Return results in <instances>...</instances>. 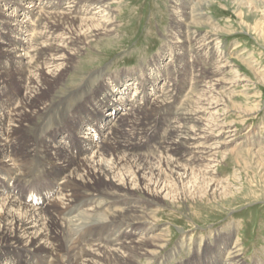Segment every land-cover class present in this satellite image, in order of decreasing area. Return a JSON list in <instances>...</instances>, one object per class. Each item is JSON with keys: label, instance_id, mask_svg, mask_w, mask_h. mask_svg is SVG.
Returning <instances> with one entry per match:
<instances>
[{"label": "bare ground", "instance_id": "1", "mask_svg": "<svg viewBox=\"0 0 264 264\" xmlns=\"http://www.w3.org/2000/svg\"><path fill=\"white\" fill-rule=\"evenodd\" d=\"M212 1H172L170 32L176 42L166 43L161 57L147 67L156 76L145 69L142 74L123 72L118 76L90 72L57 99L53 95L56 84L62 86L65 82L60 81L75 68L73 55L81 54L90 42L116 32L115 0H26L24 6L22 0H0V184L47 185L48 180L39 175L48 176L52 183L40 192L46 193L41 207L27 203L19 194L0 195V264H157L168 241V229L162 230L159 224L161 208L231 197L235 189L220 178L218 153L223 151L224 160L239 150L235 153L236 147L226 142V137L204 131L199 118L202 114L187 109L190 96L207 85L218 94L200 100L201 110L205 102L210 107L211 100L218 98L214 105L219 106L223 98L225 103L235 97L230 92L233 83H223L228 68L224 55L221 60L210 55L207 51L213 40L193 32L209 27L213 31L210 35L216 36L214 28H219L205 12ZM249 3L230 0L242 9L252 6ZM261 3L264 6V0L258 1ZM252 30L261 31L264 37V22ZM22 37L27 39L24 46ZM166 54L174 55V64L162 69L159 62ZM190 54L196 56L191 66L187 60ZM180 59L187 62L185 68H180ZM189 67L197 71L191 87L186 80L182 82ZM161 78L168 84L158 91L155 87ZM131 86H138L132 96ZM183 101L188 102L185 108ZM147 107L158 114L152 121L145 112ZM109 108H120L121 113L112 118L105 112ZM64 117L65 123L59 122ZM70 122L74 123L73 131L62 128H68ZM95 122L100 125L101 139L95 141L87 134L82 137L85 127ZM150 122L154 126L159 123L156 130L161 139L142 149ZM73 136L78 139V155L71 146ZM51 190L52 197L47 195ZM105 201L111 203L101 209L99 204ZM76 209L91 222L85 220L82 227L68 225L63 216ZM95 218L106 230L98 232ZM222 236L209 242L216 248L210 260L224 259L225 254L229 256L241 247L240 238L233 237L230 248L229 235L224 236L226 240ZM172 257L165 256L162 261L167 263ZM238 257H232L229 264H243Z\"/></svg>", "mask_w": 264, "mask_h": 264}, {"label": "rangeland", "instance_id": "2", "mask_svg": "<svg viewBox=\"0 0 264 264\" xmlns=\"http://www.w3.org/2000/svg\"><path fill=\"white\" fill-rule=\"evenodd\" d=\"M51 1L53 2L54 0ZM172 1L173 0H115L112 10L117 15L116 25L118 28L116 32L113 33L112 36L99 38L97 41L90 42L87 47L83 48L81 54H74L73 62L75 68L60 81L66 84L63 83L62 86L56 84L58 93L55 91L53 95L56 96L57 99L60 98L62 92H67L71 87H75L76 84L81 83L90 72L97 75L101 71L111 76H118L123 72H136L142 74L145 69V72L148 74L156 76V72H148L147 67L151 65V61H156L161 57L166 43L176 42L170 32L171 15L174 8ZM242 1L245 3L250 2L249 4L254 6V8L250 5H244L242 9V6L237 8V6L230 4V0H213L212 4L205 9V12L211 17V20H213V24L216 25V28H219V31H216L214 28L216 36L213 37L210 35L213 31L209 27H200L193 30L195 36L204 37L205 35H209L210 40H213V43L209 45L207 51L210 55L215 54L218 60H221L224 55V59L227 60L226 63L228 64L226 66L228 68L225 70V79L223 78V83L225 84L224 86L228 83H233L230 87V89L232 88L230 92L235 96L233 101L227 100L224 103L223 101L225 99L223 98V101L217 106L214 104L217 103L219 99H213V101L211 100L213 106H210L213 107L212 109L209 106L206 107L207 102L204 101L206 105L201 110V106L198 105L200 100L215 98L216 94H218V90L209 89L210 85H207L199 94H193V97L191 95L188 101L189 104L187 105V109L189 108L188 112L197 110L202 114H199L198 117L200 115L203 116L199 118L203 123L202 128L204 125V131H209L213 136L218 134L217 136L219 138L226 137V142L236 147L234 149L237 150L235 153L238 152V150V153H242V156L239 157L238 153L227 154L224 160H222L221 157L223 151L221 150L218 153V161L221 160L218 163L220 178L224 182H231L230 185L234 187L235 190H233V194H231V197L228 199L218 198L213 200V198H208L203 201L195 200V203L189 201L186 202L187 205L183 202H179L175 207L166 205L165 208H161L159 212V221L161 222H159V224L163 226L161 227L163 228L162 230L168 229V241L166 247L161 250L162 253L160 257L174 256L172 257L173 259L167 263L162 261L164 260V257H162L157 264H211V262H220L218 260H210L212 256H215L212 252L216 250V248L214 249V247L210 246V243H214V238H220V235H223V238H225V235H227V237L229 235L227 241L229 240L228 243L230 246L231 244L233 245L234 238L235 240H239L238 238H240L239 245H241V247L238 248V251L237 249L233 250V252L236 251V254L227 255L229 262L232 263V257L239 256L238 259L243 264H264V37L261 35V31L260 34H258L256 31L252 30L260 21L264 22V6L262 3L258 4L260 0ZM21 5H26V0H22ZM22 6L20 7L22 8ZM92 13L93 12L90 11L89 17L93 16ZM94 18L98 19L97 17ZM22 42L24 46L27 39L22 37ZM51 43L53 44V42ZM165 56L164 61L161 60L162 62H159V64H161L160 66L162 69L168 68V66L172 68L174 64V55L166 54ZM190 56H187V60L189 59L191 61V63H189L191 66L194 64L192 61L196 60V56L191 54ZM178 62L180 68H185L187 65V62H183L182 59ZM138 67L141 71L138 70ZM198 67L201 69L200 65ZM190 68L191 67L187 70V76L182 78V82L186 80L189 84L188 87L194 84L193 78L197 72H195V69ZM167 84L168 81L165 84V81L163 82V78H161L160 81L156 83L157 86L155 89L157 90L159 88L158 91H162L166 88ZM183 87L184 86L180 87L182 92ZM50 88L52 89V87ZM130 88L132 92H134L138 86H131ZM147 88L148 87H146V89ZM210 90H212V93L209 94ZM11 93L13 94V92ZM9 94L10 93H8V95ZM203 94L208 95L207 97H203L201 96ZM132 95L133 93L130 91V96ZM188 102L183 101L182 107L185 108ZM216 106L217 108H215ZM105 112L109 113L108 110ZM145 112L149 114L148 116H150L151 121L155 116H158L157 113L154 114L150 112L149 107H147ZM117 116L118 115H116V117ZM65 118L67 117L61 118L59 122L65 123ZM38 121L41 122L40 120H37V122ZM158 126L159 123H156L154 126V124L150 122L148 127H146V129H149V135L146 140L143 141L141 145L142 149L150 147L155 141L161 139L159 131L155 130ZM62 128L69 131L75 129L74 123L71 122L68 128ZM85 128L88 127L86 126ZM220 128H224V132L230 131L232 133L228 135L224 134L222 133L223 130L222 132L219 130ZM72 139L71 146L74 150L76 149L78 151L79 147L76 144L78 139L74 136ZM216 142L217 141H215V143ZM247 152L256 154H252L254 157L252 159V155ZM237 157L241 163L237 162ZM246 160L249 166L245 163L247 162ZM40 176L46 178L48 182L47 185H43L42 182H37L33 185V188L41 186L39 187V192L48 189L52 184L48 176L39 175L38 178ZM4 184L7 185L6 183ZM15 184L24 191L32 189L21 183ZM20 196L23 197L22 195ZM110 203L109 201L100 202L99 207L101 209H107ZM69 213L70 212H66L63 218L71 227L78 224V226L82 227L85 220L91 222V220L84 217L80 209H76L70 214ZM94 223L98 224L96 226H100L98 229L99 233H101L102 230H106L103 225L98 222V219H96ZM84 229L85 228L82 230L84 231ZM219 229L223 231H219ZM184 235L187 236H185L187 238L185 239V248L183 247L184 249H180L179 243H181ZM231 235L232 237H230ZM81 236L82 235L79 234V237ZM210 237L212 239H209ZM224 242H222V244ZM204 248H207L206 251ZM230 248L233 247L231 246ZM196 252H200L198 253L199 255ZM204 254L206 256H204ZM225 256L226 254L224 257Z\"/></svg>", "mask_w": 264, "mask_h": 264}]
</instances>
